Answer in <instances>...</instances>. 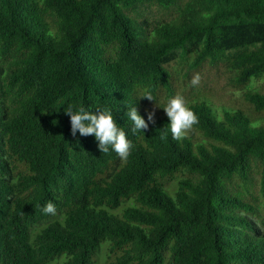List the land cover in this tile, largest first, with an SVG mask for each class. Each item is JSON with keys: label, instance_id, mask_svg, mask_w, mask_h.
<instances>
[{"label": "trees", "instance_id": "trees-1", "mask_svg": "<svg viewBox=\"0 0 264 264\" xmlns=\"http://www.w3.org/2000/svg\"><path fill=\"white\" fill-rule=\"evenodd\" d=\"M205 67L264 73V0H0V264H264V89L249 112L197 94L181 140L126 116ZM68 103L110 109L128 158L73 136Z\"/></svg>", "mask_w": 264, "mask_h": 264}, {"label": "clouds", "instance_id": "clouds-1", "mask_svg": "<svg viewBox=\"0 0 264 264\" xmlns=\"http://www.w3.org/2000/svg\"><path fill=\"white\" fill-rule=\"evenodd\" d=\"M197 80H193V84ZM143 98L154 100L151 92H146ZM155 101V100H154ZM64 108L65 114L70 117L71 132L73 136L79 132L81 136L92 135L98 142V148L101 152L108 153L109 150L114 151L120 158L127 159L131 153L133 144L128 138L125 130L119 126L113 113L108 108H93L83 105H75L68 103ZM168 117V129L164 133H171L175 140H181L185 137L187 131L198 122V117L188 106L182 95H175L167 101L163 108ZM154 113L147 114L146 120L138 113L137 108L131 107L126 116L131 120L134 131L147 130L149 123H154ZM143 132V131H142ZM43 211L46 213H55V205L48 202Z\"/></svg>", "mask_w": 264, "mask_h": 264}, {"label": "rangeland", "instance_id": "rangeland-1", "mask_svg": "<svg viewBox=\"0 0 264 264\" xmlns=\"http://www.w3.org/2000/svg\"><path fill=\"white\" fill-rule=\"evenodd\" d=\"M149 20H157L163 17V14L156 9H153L149 14L146 15ZM230 74L225 70H215L213 68L205 67L195 73L191 74V84L192 88L190 92L182 88L181 82L176 88L175 95H182L185 98V101L188 102L191 99H194L195 96L203 97L208 100L215 108L220 110L225 109H244L247 112L250 111V107L246 106L244 103V94L251 90H260L264 89V73L258 77L251 79L249 84L245 87H234L229 80ZM197 80V83L193 84V80ZM165 105H144L141 110L144 113H154L158 114L164 112ZM252 110V109H251ZM161 111V112H160ZM165 113V112H164ZM189 134V130L187 131ZM200 136H194V141H199ZM253 194L258 196L257 189L252 190ZM98 264H102V260H99Z\"/></svg>", "mask_w": 264, "mask_h": 264}]
</instances>
